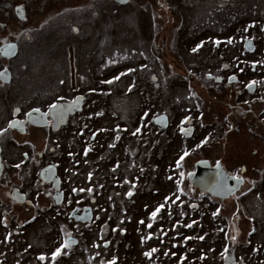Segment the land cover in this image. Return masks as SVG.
<instances>
[{"label": "rangeland", "instance_id": "1", "mask_svg": "<svg viewBox=\"0 0 264 264\" xmlns=\"http://www.w3.org/2000/svg\"><path fill=\"white\" fill-rule=\"evenodd\" d=\"M92 2V0H53L49 4L44 3V8L79 7L85 10V26H81L79 35L89 42L61 46L53 41H41L36 45H22L19 56L11 62L16 67V73L19 77L17 102L23 109L42 107L45 105L44 95L47 93L45 88L49 92L47 100L52 102L56 101L55 96L57 94L69 93L70 96L74 94L76 92L72 89L74 87H77V92L82 88L81 93L89 92L92 94L90 98L92 97L93 100L89 102V107L80 115V122L88 123L89 126L85 129L87 135V132L96 134L97 129L106 132L107 138H100L97 143H99L100 148L102 147V150L110 151V155L113 154L116 160L123 164L124 168H127L126 180H123L122 183L120 179L118 180L119 186L113 189L111 197H109L106 187L103 195L97 198L98 203H93L96 211L94 219L96 224L91 226L92 223H87V226L88 224L91 226L90 229L88 227L81 229L80 225L52 222L46 218L43 224L37 222L34 227H31V231L28 229L20 231L18 234L20 242L17 243L19 247L21 242L25 241L30 243L33 249L29 251L19 249V254H15L16 258L13 264H55L52 253L56 251L60 242L67 241L68 238L78 240L79 245L63 247L61 254L55 258L58 261L57 264H91L93 262L94 264H111L113 260L115 264H158L157 259L160 258V255L167 260L162 264H172V259L175 257H172L174 255L172 253L175 250L172 248L171 239L165 237L166 244L163 248H160L153 239L158 237L161 231L167 236H172L175 231L181 229L182 226L184 227V222L179 219L182 213L177 209L178 201L183 196V192L196 193L195 188L198 187L188 180L189 175H176V178L179 177L176 182L172 177L164 175L166 173L164 170L165 163L159 172L154 169L145 170L142 168L141 155L145 157L144 151H147L144 149L145 145L142 144L143 137L147 144L154 143L156 145L157 143V138L149 130L146 133L142 132L141 123L146 120V116L142 118V115L147 114V117L151 118L156 112V104L153 103L151 106L152 102L149 99L151 100L158 95L156 89L159 88L160 78L162 82L161 91L165 90L160 105L161 109L168 114L171 122V127L166 134L172 138L175 137L171 144L172 147L166 141L165 144L161 145V150L164 154L167 150V159L171 164L173 163L172 160L176 159L175 156L194 147L195 142L193 141L187 140V143L181 141L178 136V129L181 126H176L180 117L175 116L188 115L182 110L185 107L195 108V111L201 110L199 104L197 105L198 102L195 101V95L189 99L192 101L182 100L183 95L185 93L190 94L191 89H195V92H198L197 95L201 94L203 96L201 102L206 104L205 107L208 106L207 94L210 93L206 92L200 82H197L189 73V66L192 63V57L189 55L195 45L193 41L200 36V33L210 34L204 40L209 39L210 44L206 43V45L209 47L212 45L215 50L211 51L208 49L209 47L207 48L209 50L206 53L209 54L207 61L210 65L217 64V69L222 72L224 71L223 64L217 61L219 50L222 49H216V45H221V48L225 44L232 46L234 42L230 43L229 41L237 40L239 35V37L245 38L246 42H251L254 39L257 44L255 53V57L258 58L256 60L258 63L257 70L264 71V0H176L175 7L179 9L180 15L168 10L165 0H143V3H146L144 8L131 4L124 10L121 9L116 12L112 11L113 5L107 3L108 7L103 11L101 6L102 12L99 14L84 8L86 5L91 6ZM98 3L100 4V0ZM184 12L188 16L187 21L184 18ZM45 14V12H40L33 14V17H38L36 19L39 20ZM163 15L166 16L167 20ZM154 22H157L162 28H155ZM183 24L188 25L187 32L180 31L179 37L175 30L170 34L173 26H176L175 29H177ZM192 28L194 31L190 32ZM238 28L240 31L237 33ZM241 29L244 30L243 33H241ZM43 36L53 39L54 34L46 32ZM249 52H245L246 57L250 55ZM248 68L249 65L246 66L247 70ZM230 71L231 68L228 69V72ZM63 75L66 77L64 91L60 85V79ZM117 76L119 79H116ZM109 80L112 83H106ZM33 83L39 84L34 86ZM154 83H156L155 87ZM220 98L226 99L227 92L223 90L220 93ZM0 103H2L1 99ZM175 105L181 109V112ZM221 108H223V103ZM97 112L98 116L102 114L98 120L95 119L97 116L93 115ZM91 113L93 114L87 120L86 116ZM222 115H216V118H221ZM5 118L7 119V114L0 117L1 132H4L5 127L8 126V121ZM143 127L145 128V126ZM233 127V123H227L228 129ZM261 129L263 131L260 139L250 132L249 134L245 131L243 134L237 133V140L243 137L250 144L255 143V148H263L262 155L259 152L254 155L251 146L243 145V141L239 144V147L245 149L242 152L246 153V157L252 156L253 160L256 159L259 162V167L264 166V127ZM189 130L191 129L187 131L190 132ZM197 130L200 133L196 132L195 135H199V139L204 138V135H213L212 137L217 140L221 136V143L225 144L227 134H221L217 131L215 137L214 130L211 132L209 128L200 127ZM1 132L0 135L3 133ZM133 133L135 134L132 135ZM9 135L6 134L4 138L9 137ZM20 138L21 140L33 141L37 150H42L41 153L44 151L45 142L41 139L40 130H32L27 138L24 139L22 136ZM234 138H236L235 135ZM2 139L0 142L4 145ZM112 149L116 151H112ZM206 149V146L201 145V149L198 150L200 154L188 159L185 163V171L192 168V166L188 168L187 164H193L199 156H206ZM149 153L152 154V151L149 150ZM129 154L132 162L135 163L134 166L128 162ZM212 155L218 158L225 156L226 153L217 148ZM12 157L17 158L10 151L4 154L6 161ZM79 159L82 167L87 161H90V168H85V173L94 166L97 167L93 160H88V153H85V149L81 150ZM82 170L83 168L80 169V171ZM15 172L12 170L5 171L0 177V201L6 205L7 209L14 207L10 214H6L7 219H11L15 215L28 216L32 210L24 211L22 207H18L16 204L13 206L11 198L9 199L11 189L20 184ZM122 175H125V172ZM28 177L25 176V178ZM83 184L90 186L93 181L82 180L74 185L76 186L74 190H77L76 197L81 190L85 189L80 186ZM250 184L251 188L249 186V189L244 188L238 194L229 197L230 199L226 203L225 215L227 220L224 219L227 222L225 227L228 233L226 235L235 241L237 235L240 234L236 243H230V245L227 243L228 253L233 255L241 252L243 258L239 264H264V170L260 175H252ZM86 185L85 187H88ZM71 191H73L72 186L69 187L68 194H71ZM87 192L85 190V199L90 202L92 196L87 195ZM203 197L199 193L193 196L190 202H200ZM150 203L151 206H149ZM162 204L167 207L166 212H161L160 216L162 214L164 216L157 221L155 227L153 225L150 228L147 216ZM161 211L163 210L161 209ZM196 217L198 218V215ZM107 221L111 222L109 223L111 229L106 226L105 222ZM199 221L202 225H196L195 229L191 228L190 230H216L217 225L208 216L202 215ZM103 225L102 240H106L108 236L105 234L110 233L111 249H89V244L94 245L93 241L97 239L95 226L99 228ZM92 228L94 229L93 234L90 232L93 230ZM13 231L0 223V239L2 241L14 235ZM23 236L24 238H22ZM247 236H251V238H247ZM245 243L255 245V249L252 250V246H247ZM83 247L86 250H82ZM221 247L220 244L216 245V249L211 255L214 261L201 259L200 253L197 252L191 253L189 257L198 256V264L200 262L212 264L220 259L218 253H220ZM240 247L245 248L241 250ZM152 249H157V251L153 252L151 257L146 256L145 253ZM186 250L188 252L193 251L192 247L189 246ZM100 253L101 255H99ZM41 255L45 256L44 260L39 259ZM7 264H11V262L7 260Z\"/></svg>", "mask_w": 264, "mask_h": 264}, {"label": "flooded vegetation", "instance_id": "2", "mask_svg": "<svg viewBox=\"0 0 264 264\" xmlns=\"http://www.w3.org/2000/svg\"><path fill=\"white\" fill-rule=\"evenodd\" d=\"M51 1L53 0H0V49L7 45L16 46V51L12 55L3 56L0 52V73L6 71L9 73V78L5 75L0 77V99L2 100V103H0V117L7 114V119H5L8 121V126L5 127L6 130L4 132L2 131L3 133L0 131L2 133L0 135V140L3 138L2 142H4V145L0 142V160L3 165V171L0 177H2L5 171H16L17 180L20 184L15 185V187L11 189L9 199L14 191H17L18 199H10L13 206L16 204L18 207H22L24 211L32 209L28 216L21 217V215H15L12 218L10 217L11 219H7L6 214H10L14 207H11L12 210L7 209L6 205L0 201V223L9 226L15 223L16 227L23 226L24 230L28 229L30 231L32 229L31 227H34L37 222L43 224L46 218L52 222L80 225L81 223L77 222L72 217V212L76 209H79V213L82 214L86 208H91L93 213L92 220H94L96 211H94L93 203H98L97 198L103 195L106 187L108 188L109 197H111L113 189L119 186L118 180L120 179L121 183L123 180H126L125 176L127 171V168H124L123 164H120L113 154L110 155V151L102 150V147L100 148L99 143H97L98 139L107 138V135L105 136L106 132L97 129L95 131L96 134H90L89 132H87L88 135L85 134V129H87L89 125L88 123H81L79 117L83 114L85 109L89 107V102L93 100L92 97L90 98L92 94L89 92L81 93L82 88L77 92V87H74L72 88L76 91L74 94L71 96L69 93H63L62 95L57 94L55 96L56 101L52 102L51 100H47L49 92L48 89L45 88L47 93L45 94L46 96L44 95V106L23 109L17 102L19 97V77L16 73V67H14L11 62L19 56L22 45H36L41 41H53L61 46L89 42L85 41V38L79 35V31L82 29L81 26H85V10L79 7L44 8V3L49 4ZM92 1L91 6L86 5L84 8H88L93 13L97 14L102 12L101 6L103 11L108 7L107 3L113 5V12L121 9L124 10L131 4L143 8L146 4L143 3V0H127L124 3L118 2L117 0H100V4L98 3L99 0ZM165 1L168 10L176 15H180L179 9L175 7L176 0ZM18 9H22V11H18ZM40 12H45L46 14L39 18V20L36 19L38 17H33V14ZM183 15L187 21L188 16L185 12ZM164 18H166V16H164ZM153 24L154 27L156 26L155 28H162L157 22ZM184 26L185 24L177 29H175L176 26H173L170 34L175 30L179 37L181 35L180 31L184 33L188 31V25ZM193 31L194 28H192L190 32ZM239 31L238 28L237 33ZM46 32L53 33V39L45 38L43 35L46 34ZM243 32L244 30L241 29V33ZM208 36H210V34L206 33L198 36L193 41L196 51H193V48L189 55L192 57L189 73L197 82H200V85L205 88L206 92L210 93L207 94L208 106L205 107L206 104L201 102L203 96L201 94L197 95L198 92L190 88V94L185 93L182 100L188 102L192 101L189 99L195 95V101L198 102L197 105L199 104L201 110L198 109L195 111V108L185 107L182 110L187 112L188 115H175L180 117L176 126H181V128L178 129V136L181 141H193L195 142V146L191 149H186L187 151L184 150L188 155L185 156V152H183L175 156L176 159L172 160L173 163L171 164L167 159V150L166 154L162 152L161 145L168 141L169 146H171L175 137L172 138V136L166 134L167 130L171 127V122L166 111L161 109L160 103L162 102V95L165 93V90L161 91L162 82L159 78V88L156 89L158 95L151 100L149 99V101L152 102L151 106H153V103L156 104V112L151 118L147 117V114L142 115V118L146 116V120L141 123L142 132L146 133L149 130L152 135L157 138V143L156 145H154V143L147 144L143 137L142 144L145 145L144 149L147 151H144L145 157L141 155L142 168L145 170L154 169L156 172H159L162 169V165L165 163L164 170L166 173L164 175L172 177L176 182L179 179V177H175L176 175H190L197 171V165L199 163L206 162L209 165V168L207 167L206 171H204L206 173L219 171L220 173L225 172L233 177L242 178L244 184L240 189L241 191L246 187L248 189L249 187L251 188V176L255 174L260 175L262 170H264V166L259 167V162L256 159L253 160L252 156L246 157V153L242 152V150L245 149L239 147V144L243 141V145L248 144L247 146H251L254 155L258 154V152L262 155L263 148H255V143L250 144V142L243 139V137L240 138L241 140H237V133L243 134V131L248 134L249 132L252 133L258 139H260V135L262 134L263 130L261 128L264 127V71L257 70L258 63H256V60H258V58L255 57L257 50L255 40H251L254 47L253 50L255 51L249 52L246 48L247 42L245 38L239 37L240 35L237 40L233 39L231 41L234 42L232 46L230 44H225L224 47L221 48V45H216V49H222L219 50L217 61L223 64L224 71H219L216 67L217 64L210 65L207 61L209 57V54H206L209 52L208 49L211 51L215 50L212 45L210 47L206 45V43L210 44L208 42L209 39L204 40V38ZM246 51L250 53L248 57H246ZM248 65L249 68L247 70L246 66ZM230 68L231 71L228 72ZM253 81L256 83L252 84ZM33 84L36 86L39 83ZM250 84H252L251 87H249ZM60 85L62 91H64L66 87V77L64 75L60 79ZM153 85L155 87L156 83ZM223 90L227 92L226 99L220 98V93H222ZM171 92H173V90H171ZM222 103L223 108H221ZM52 105L56 107H52ZM37 109H39L42 115L46 116L47 125L44 127L33 126L27 121L28 113ZM179 112H181L180 108ZM92 114L93 113L89 116L87 115L86 119L89 120ZM220 114L222 117L216 118V115L218 116ZM93 115L97 116L95 118L96 120L102 116V114L98 116V112ZM207 115L209 116L207 117ZM161 116L167 117V125L165 128L159 127L155 122ZM14 121L23 123L24 134L11 129L10 125ZM228 122L229 124H234L232 129L227 128ZM143 126H145V128ZM200 127L209 128L211 132L214 130L213 134H215V137L217 136V131L221 132V134H227L225 144L221 143V136L215 140V138L212 137L213 135L203 134L205 137L199 139V135H195V133H200V131L197 130L198 128L200 129ZM7 128L9 129L7 130ZM36 129L41 131V139L45 142L44 151L42 153V150H37V146L33 141L28 139L21 140L20 138V136L24 139L27 138L29 132ZM188 129H191L189 130L190 132L187 131ZM10 131L14 134L9 133ZM101 131L103 132L100 133ZM6 134L10 135L4 138ZM234 135L236 138H234ZM137 140L139 141V139H136V141ZM205 140H207L208 144L203 143ZM50 141H52L51 145ZM201 145L207 148L205 150L206 156H199L193 164H187L186 166L188 168L191 166L192 168L189 171H185V163L188 159H192L200 154L198 150L201 149ZM106 148L109 149L108 147ZM217 148L222 149L226 155L223 157L219 156L218 158L214 157L212 154ZM82 149H85V153H88V160L91 159L94 161V164H97V167L94 166L86 173L84 170L85 168H90V161H87L89 165L86 163L83 167L81 166L79 156ZM149 150L152 151V154L149 153ZM9 151L14 154V156H17V158L15 159L12 157V159L6 161L4 159V154ZM92 151L93 153L91 154ZM112 151L116 150L112 149ZM181 157H183V159H181ZM128 162L130 165H135V163L132 162L130 154ZM16 165H19V167L17 168ZM49 167L55 169L56 176L60 180L58 187H55L54 182H46L42 179V172ZM82 168L83 170L80 171ZM99 170L101 171L99 172ZM124 172L125 175H122ZM120 174L121 176H119ZM25 176L29 177L25 178ZM82 180L93 181V184L90 186L86 184L80 185L85 189L81 190L76 197L77 190H74L76 188L74 185H77V183ZM85 185L88 187H85ZM71 186L73 191H71V194H68V189ZM85 190L88 191L87 195L92 196L90 202L85 199ZM57 191L63 196L59 203L56 199ZM195 191L197 194L200 193V196H204L200 202H190V199L197 195L196 193L188 194L182 191L183 196L177 204L178 211L182 213L179 219L184 222V227L182 226L181 229L173 233L174 238L179 241L177 244H180V246L174 247L175 251L172 253L174 254L172 257H175L172 259V264H198V256L189 257L193 252L200 253L201 259L205 258L206 260L210 259V261H214L211 255L214 253L217 244L222 246L220 253H218L220 259L212 264H239V261H242L243 258L240 254L241 252L232 255L228 253L229 248L227 247V243H229V245L230 243H236L240 238V234H238L235 241H233L231 237L228 238L226 235L228 233L225 227L227 222H225L224 219L227 220L225 215L227 210L226 203L230 198H217L198 188H195ZM238 193L239 191L236 194ZM18 200H22V202H17ZM196 215H198V218ZM202 215L204 217L208 216L210 219L214 220V224L217 225L216 230H190L191 228L195 229L196 225H202L199 221ZM149 216L150 215H148L147 218H149ZM162 216L159 215V219ZM185 228L189 229L185 230ZM16 232L17 231H15V233ZM201 237H203V239H201ZM247 238H251V236H247ZM1 242L2 240L0 239V249ZM6 242L5 240V244ZM62 243H64V240ZM162 243L164 245L166 244L164 242ZM245 245L248 246L252 244L245 243ZM187 246L192 247L193 251L188 252V250H186ZM29 247H31V244L28 245V248ZM244 248L245 247H240L241 250H244ZM254 249L255 245L252 250ZM162 258H164V256ZM164 261L167 262L166 259H162V262ZM200 264L209 263L200 262Z\"/></svg>", "mask_w": 264, "mask_h": 264}, {"label": "water", "instance_id": "3", "mask_svg": "<svg viewBox=\"0 0 264 264\" xmlns=\"http://www.w3.org/2000/svg\"><path fill=\"white\" fill-rule=\"evenodd\" d=\"M118 2L124 3L127 0H117ZM246 48L248 51L253 50V43L252 42H247ZM16 51V46L15 45H7L3 46L0 49V52L3 56H8L12 55ZM3 74L9 78V73L3 72ZM27 121L33 126L37 127H44L47 125L46 121V116L42 115L40 111L33 110L27 115ZM11 123V129L16 130L20 132L21 134H24V125L23 123L19 121H14ZM156 124L159 127L165 128L167 125V117L166 116H161L158 118L156 121ZM0 153H1V147H0ZM207 167L209 168L208 163L206 162H201L197 165V171L189 175V180L197 186L200 190L205 191L214 197L221 198V199H228L229 197L235 195L237 191L240 190V188L244 184V180L242 178L236 179V177L229 176L225 172H204L206 171ZM3 171V165L0 160V176ZM42 179L46 182H54L55 187L59 186V178L56 176L55 169L52 167H49L45 169L42 172ZM18 192L16 191L14 195L12 196V199L15 200L16 198L18 199ZM62 194L58 193L57 191V196L56 199L59 202H61L62 199ZM17 202H22V200H18ZM92 210L91 208H86L82 214L79 213V209H76L75 211L72 212V217L77 221L82 224L89 223L92 221ZM76 243V242H75ZM73 243L69 242V245Z\"/></svg>", "mask_w": 264, "mask_h": 264}, {"label": "trees", "instance_id": "4", "mask_svg": "<svg viewBox=\"0 0 264 264\" xmlns=\"http://www.w3.org/2000/svg\"><path fill=\"white\" fill-rule=\"evenodd\" d=\"M203 34H204V33H203ZM203 34H201V35H203ZM201 35H200V36H201ZM195 39H196V38H195ZM176 107L178 108V106H176ZM153 197H154V196H153ZM155 197H160V196H155ZM162 205H164V204H162ZM149 206H151V203H150ZM157 208H159V207H156L154 210H152V211L150 212V214H149V215H150L149 218H147L148 221H149L148 224H150V225L152 224L150 228H152L153 225H154V227H155V224H156L157 221L159 220V215H160V213H161V212H166V209H167V207L164 205V207H163V208H160V211L157 212L156 216L153 218L152 213H153L154 211H156ZM161 209H162L163 211H161ZM94 211H95V210H94ZM163 216H164V214H163ZM168 217H169V216H168ZM96 219H97V216H96ZM90 223H92L91 226H93V225L96 224L95 220H94V221H91ZM109 223H111V222H109V221L105 222L106 226H108V227L111 229V226H110ZM105 224H104V225H105ZM104 225H103L102 227H99V228H98V226H95V230H96L95 232H96V237H97V239H96L95 241H93L94 245H92V244L90 245V244H89V249H91V248H95L96 250H98V249H103V250L108 249V250H110V249H111V247H112L111 242H112V241L110 240V233H106L105 235H107L108 238H106V240H102V239H103V238H102V231H104V230H102V229H103ZM6 226H7V228H8L9 230H14V231H13L14 235H12V236H10L9 238L5 239V240L7 241L6 244H5V240L1 242V249H0V264H7V260H8L9 262H11V264H13L14 259L16 258V257H15V254H16V255L19 254V253H18V250H19V249H24V251H29V250H31L32 246L28 248V245H30V243H27V242H25V241L21 242V246H20V247H19V245L17 244L18 242H20V238L18 237V234L20 233V231H23V230H24V227H23V226H17V227H16L15 223L11 224L10 226L6 224ZM80 226H81V229H86L87 227H88V229L91 228V226H90L89 224H88V226H87V224H80ZM162 226H163V224H162ZM15 227H16V228H15ZM17 229H18L19 231H17V232L15 233V231H16ZM92 229H93V228H92ZM186 229H189V228H185V230H186ZM89 231H90V230H89ZM90 232H91V234H93V233H94V229H93L92 231H90ZM24 234H25V233H24ZM16 236H17V237H16ZM165 237H168L169 239H171L170 242H172V243H171L172 248H174L175 246H178V247L180 246V244H179V245L177 244V242H179V241H177L178 239L176 240L174 237L171 238L170 235H169V236L165 235V233H164L163 231H161V232L159 233V236H158V237H156L155 239H153V238H154V236H153L152 239H153V241L157 242V244H159V247H160V248H162V247L164 246V244H163L162 242L166 243V241L164 240ZM22 238H24V236H23ZM175 243H176V245H175ZM61 245H62V244H61ZM61 245L57 246L56 249H57V248H61ZM251 246H252V245H251ZM252 248H254V246H252ZM32 249H33V248H32ZM82 250H86V249L83 247ZM158 250H159V249H158ZM104 252H105V251H104ZM93 253H94V252H93ZM6 255H8L9 257L7 258ZM94 255L97 256L96 253H94ZM99 255H101V253H100ZM96 256H95V257H96ZM162 257H163V256L160 255V258H159V259L156 258L158 264H162V263H161V262H162V259H164V258H162ZM3 258H4V259H3ZM4 262H6V263H4ZM55 264H57V261L55 262ZM91 264H94V262L91 263Z\"/></svg>", "mask_w": 264, "mask_h": 264}, {"label": "snow or ice", "instance_id": "5", "mask_svg": "<svg viewBox=\"0 0 264 264\" xmlns=\"http://www.w3.org/2000/svg\"><path fill=\"white\" fill-rule=\"evenodd\" d=\"M18 11H22V9H18ZM229 42H231V41H229ZM217 43H219V41H217ZM193 51H196V49L194 48ZM3 75H4L3 73H0V77H2ZM116 79H119V76H117ZM106 83H112V81L109 80V81H106ZM255 83H256L255 81L252 82V84H255ZM252 84H250L249 87H251ZM52 107H56V106H55V105H52ZM36 111H39V109H37ZM14 123H15V122H13V124H14ZM11 126H13V125H10V127H11ZM133 134H135V133H133ZM203 143H207V140L203 141ZM186 155H188L187 152H185V156H186ZM181 159H183V157H181ZM218 166H219V165H218ZM16 167L18 168L19 165H16ZM236 179H239V177H237ZM129 195H132V193H129ZM163 207H164V205H160V207L157 208L156 211H154V212L152 213L153 218L156 216L157 212L160 211V208H163ZM141 223H143V221H141ZM149 227H151V225H149ZM201 239H203V237H201ZM68 246H69V242H68V241H65L64 244H63V247H68ZM155 251H157V249H152L150 252H146L145 255L148 256V257H151V256H152V253L155 252ZM60 254H61V248H57L56 251L52 253V258H53V260H55V258H56L57 256H59ZM39 259H40V260H44V259H45V256L41 255V256L39 257ZM111 264H115V261L113 260V261L111 262Z\"/></svg>", "mask_w": 264, "mask_h": 264}, {"label": "bare ground", "instance_id": "6", "mask_svg": "<svg viewBox=\"0 0 264 264\" xmlns=\"http://www.w3.org/2000/svg\"><path fill=\"white\" fill-rule=\"evenodd\" d=\"M164 16V15H163ZM216 172V171H215Z\"/></svg>", "mask_w": 264, "mask_h": 264}]
</instances>
